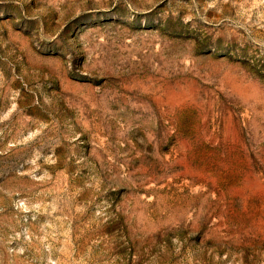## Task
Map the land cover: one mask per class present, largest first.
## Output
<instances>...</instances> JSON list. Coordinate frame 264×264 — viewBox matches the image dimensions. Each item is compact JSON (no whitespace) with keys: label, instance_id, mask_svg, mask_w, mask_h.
I'll return each instance as SVG.
<instances>
[{"label":"rangeland","instance_id":"obj_1","mask_svg":"<svg viewBox=\"0 0 264 264\" xmlns=\"http://www.w3.org/2000/svg\"><path fill=\"white\" fill-rule=\"evenodd\" d=\"M0 264H264V0H0Z\"/></svg>","mask_w":264,"mask_h":264}]
</instances>
